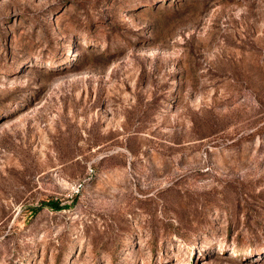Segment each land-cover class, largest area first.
<instances>
[{
    "label": "rangeland",
    "instance_id": "374dc122",
    "mask_svg": "<svg viewBox=\"0 0 264 264\" xmlns=\"http://www.w3.org/2000/svg\"><path fill=\"white\" fill-rule=\"evenodd\" d=\"M0 264H264V0H0Z\"/></svg>",
    "mask_w": 264,
    "mask_h": 264
},
{
    "label": "trees",
    "instance_id": "16d2710c",
    "mask_svg": "<svg viewBox=\"0 0 264 264\" xmlns=\"http://www.w3.org/2000/svg\"><path fill=\"white\" fill-rule=\"evenodd\" d=\"M46 205L50 206L52 209L59 210L62 208V205L57 200H49L46 202ZM38 208H34L36 211Z\"/></svg>",
    "mask_w": 264,
    "mask_h": 264
}]
</instances>
